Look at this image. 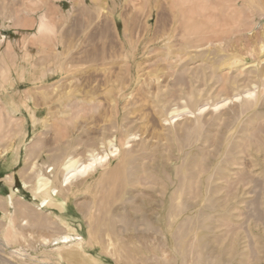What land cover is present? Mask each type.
Segmentation results:
<instances>
[{
	"label": "rangeland",
	"instance_id": "obj_1",
	"mask_svg": "<svg viewBox=\"0 0 264 264\" xmlns=\"http://www.w3.org/2000/svg\"><path fill=\"white\" fill-rule=\"evenodd\" d=\"M0 39V264H264V0H0Z\"/></svg>",
	"mask_w": 264,
	"mask_h": 264
},
{
	"label": "bare ground",
	"instance_id": "obj_2",
	"mask_svg": "<svg viewBox=\"0 0 264 264\" xmlns=\"http://www.w3.org/2000/svg\"><path fill=\"white\" fill-rule=\"evenodd\" d=\"M104 13V12H103ZM110 18V17H109ZM125 26V25H124ZM126 28V27H124ZM126 31V29H125ZM126 33V32H124ZM172 36V35H171ZM2 39V38H1ZM0 39V43L3 42V40ZM186 42V41H185ZM185 46V45H184ZM192 47V46H190ZM189 47V48H190ZM194 48V46H193ZM167 49V48H166ZM188 50V49H187ZM164 52H168L164 50ZM236 57V56H234ZM224 58V57H223ZM230 60V59H229ZM231 60H234V59H231ZM226 61V60H225ZM235 61H237V59H235ZM234 62V61H233ZM227 64V63H226ZM234 64V63H233ZM210 68V67H209ZM263 76V74H262ZM113 79V78H111ZM231 80V79H230ZM114 81V80H113ZM251 84V83H250ZM226 89V88H225ZM252 92V91H251ZM251 92H246V95H245V98H250L252 93ZM61 94V93H60ZM60 96V95H59ZM231 97V96H230ZM237 97H239L237 95ZM236 97V98H237ZM260 97V96H259ZM235 98V96H234ZM230 98H227L226 101H228ZM233 99V98H231ZM234 100V99H233ZM251 100V99H250ZM90 101V100H89ZM230 101V100H229ZM224 102V101H223ZM226 103V102H225ZM78 110L76 109V112ZM89 156V155H88ZM105 157V156H104ZM104 157H100L98 155H93L91 154L89 156V159H88V162L87 163H79V159L78 158H74V157H70L69 159H67L62 165H61V170H62V178H61V181L58 183V186H53V181L50 179L49 176H45L44 173L40 171L36 172V178H35V183H34V187H33V197L36 198V197H39L40 196V200L39 202L35 205L36 207V210H41L42 208L44 207H47L48 205H51L52 204V198L53 196H56L57 194H59L60 191H62V189H65L67 188L68 186H70V184L72 183V180H74L75 178H79V177H82L83 175L85 176L86 173L90 170L93 169V167L96 165L97 162H100L102 158ZM130 158V157H129ZM120 164V163H119ZM35 167V166H34ZM119 167V166H118ZM36 168V167H35ZM34 169V168H33ZM32 169V170H33ZM48 168H46V172L48 171L47 170ZM120 167H119V171H117L116 173V176L118 174L119 176V172H120ZM53 169H49L48 173L51 172ZM114 172V171H113ZM113 174V173H112ZM114 176V175H113ZM112 175L110 177H113ZM117 176V177H118ZM122 176V175H121ZM114 178V177H113ZM123 178V177H121ZM120 178V179H121ZM102 179V178H101ZM5 180L7 181H10L11 178L10 177H5ZM109 181V179H107ZM106 178H105V181H107ZM123 180V179H122ZM113 181V180H112ZM110 182V181H109ZM123 183V182H122ZM121 182L119 184H122ZM118 184V185H119ZM123 187V186H122ZM22 188L25 190V189H31L32 186H30L28 184L27 181L25 180H22ZM19 190H14V191H11V194H9L10 196L8 197L6 203L4 201H1V197H0V203L2 204V212H1V217H0V226H4L5 228H8V229H12L13 231V235L12 237H14V223H13V220L9 217L10 215V212L7 208V205H9L11 208H13L14 212H18L20 213L21 215L24 214V215H27L29 213H27V210H25V208L23 207H20L18 206L19 204H16L15 205V201H14V194L15 193H18ZM193 194V192H192ZM194 196V195H193ZM3 200V199H2ZM30 215V214H29ZM25 217V216H24ZM51 218L49 219V216H47L46 218L45 217H39V215L35 216L34 218V221L40 225V228H42L43 226L44 227H51L52 226L54 228L52 229H55V226H58L59 223L60 225L62 224L61 223V220L58 218V217H55V216H50ZM4 220V223L5 224H2V221ZM24 220V219H23ZM22 220V224H26V221H23ZM38 221V222H37ZM52 225V226H51ZM42 226V227H41ZM60 227V226H58ZM56 227V228H58ZM4 229V228H3ZM5 231V230H3ZM57 231V229H56ZM60 231V230H58ZM57 231V232H58ZM93 231V230H92ZM56 232V233H57ZM7 233V232H5ZM9 235V234H8ZM30 235H28L29 237ZM31 237V236H30ZM37 237V236H36ZM8 237L6 236V239ZM38 238V237H37ZM42 239L38 238L39 242L37 244V246H41L43 248V251L44 253L45 252H52V253H56L58 255V257H62L64 255V253H66L67 251L69 250H73L74 248H77L79 246L82 245L83 243V240H82V237H80L79 234H77L74 230H64V231H60L59 233H57V235H53L52 237H41ZM33 241L32 238H29V242L31 240ZM8 240H5L4 239V242H6ZM35 242H33V244L31 243V245H36V240H34ZM192 241V240H190ZM36 246V247H37ZM27 247V246H25ZM34 249L35 246H33ZM30 248V247H29ZM47 248H50L47 250ZM33 249V248H32ZM33 249V250H34ZM19 252V251H18ZM17 253V252H16ZM49 253V252H48ZM47 253V254H48ZM20 254V253H19ZM24 254V253H23ZM20 256V255H19ZM33 258V257H32Z\"/></svg>",
	"mask_w": 264,
	"mask_h": 264
},
{
	"label": "crops",
	"instance_id": "obj_3",
	"mask_svg": "<svg viewBox=\"0 0 264 264\" xmlns=\"http://www.w3.org/2000/svg\"><path fill=\"white\" fill-rule=\"evenodd\" d=\"M5 177H7V176H5ZM5 177H4V178H2V179H1V181H3V182H5V181H6L5 183H6V184H8L9 186L13 185V179L10 177V178H11V180H10V181H7V180H5ZM8 177H9V176H8ZM1 199H2V198H1Z\"/></svg>",
	"mask_w": 264,
	"mask_h": 264
}]
</instances>
